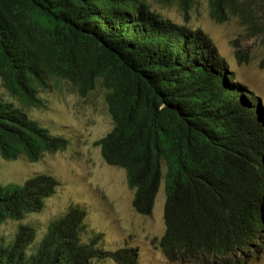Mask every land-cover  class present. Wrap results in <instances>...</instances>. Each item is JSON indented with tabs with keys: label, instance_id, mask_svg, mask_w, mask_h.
<instances>
[{
	"label": "trees",
	"instance_id": "trees-1",
	"mask_svg": "<svg viewBox=\"0 0 264 264\" xmlns=\"http://www.w3.org/2000/svg\"><path fill=\"white\" fill-rule=\"evenodd\" d=\"M259 1L209 0L210 14L222 22L250 12L246 22L260 34ZM51 78L80 96L100 81L113 126L94 144L126 171L139 213H151L164 179L159 247L168 259L228 260L264 247V110L200 28L137 0H0L2 86L33 106ZM68 142L0 101L3 159L36 161ZM55 185L44 173L0 184V225L40 211ZM83 219L71 206L31 252L35 229L19 225L10 241L0 237V264H138L136 248L102 249L101 234L83 241Z\"/></svg>",
	"mask_w": 264,
	"mask_h": 264
},
{
	"label": "rangeland",
	"instance_id": "rangeland-1",
	"mask_svg": "<svg viewBox=\"0 0 264 264\" xmlns=\"http://www.w3.org/2000/svg\"><path fill=\"white\" fill-rule=\"evenodd\" d=\"M137 1H143L164 18L193 29L200 28L207 34L227 62L234 79L258 97V103L264 110V67L261 66L264 32L258 34L246 22L245 17L250 12L246 15L237 11L228 12L227 19L218 22L210 14L209 0H188L186 5L182 0ZM262 1H259L260 6L252 8L257 14L256 19L264 26ZM236 51L242 52L243 56L238 58ZM48 84L47 88L38 89L40 104L30 106L11 96L0 79L1 102L10 103L51 135L69 141L64 149L46 152L36 161H29L24 155L14 160H5L0 156V184H22L41 173L57 181L54 192L44 200L40 211L18 221L6 220L0 225L3 240L10 241L19 225H30L36 232L29 248L31 252L37 247L49 223L69 207L77 206L85 211L83 241L88 242L101 234L103 241L97 245L102 249L136 247L139 264H264V247L228 260L209 256L202 261L200 254L168 259L158 246V238L165 228L164 181L160 184L151 214H138L132 205L133 190L127 185L126 171L109 165L94 144L113 126L100 81L86 96H80L74 86L65 80L51 78ZM162 170L165 173L164 164ZM97 264L115 263L106 259Z\"/></svg>",
	"mask_w": 264,
	"mask_h": 264
},
{
	"label": "clouds",
	"instance_id": "clouds-1",
	"mask_svg": "<svg viewBox=\"0 0 264 264\" xmlns=\"http://www.w3.org/2000/svg\"><path fill=\"white\" fill-rule=\"evenodd\" d=\"M103 137V136H102ZM82 149V148H81ZM112 166V165H111ZM113 167H116V166H113ZM42 174V173H41ZM45 174V173H44ZM39 175V174H38ZM52 178H54V177H52ZM54 180H55V178H54ZM56 181V180H55ZM162 181H164V179H162L161 181H160V184H161V182ZM56 185H57V181H56ZM56 185H55V187H56ZM127 185H128V182H127ZM164 185H165V181H164ZM129 186V185H128ZM159 187H160V185H159ZM129 188H131L130 186H129ZM132 190H133V197H134V193H135V189L134 188H131ZM54 190H55V188H54ZM164 190H165V188H164ZM158 192H159V189H158ZM158 192L156 193V195L158 194ZM166 194V193H165ZM156 195H155V198H154V203H155V199H156ZM133 197H132V201H133ZM164 197H165V195H164ZM48 198V197H47ZM164 203H165V199H164ZM133 205V204H132ZM77 207V206H76ZM153 207H154V204H153ZM70 208V207H69ZM68 208V209H69ZM133 208H134V206H133ZM81 209V208H80ZM135 209V208H134ZM83 210V209H82ZM152 210H153V208H152ZM84 211V210H83ZM135 211L138 213V214H140V215H149V214H141V213H139L136 209H135ZM163 211H164V204H163ZM152 212V211H151ZM151 214V213H150ZM84 218H85V211H84ZM163 221H164V218H163ZM83 225H84V228H85V223H84V219H83ZM163 233V232H162ZM162 235V234H161ZM96 236V235H95ZM103 237V236H102ZM161 237V236H160ZM159 237V238H160ZM159 238H158V243H159ZM103 241V240H102ZM159 246V245H158ZM121 248H136V247H121ZM160 248V247H159ZM117 249H119V248H117ZM137 249V248H136ZM113 250H116V249H113ZM160 250H161V248H160ZM163 253V252H162ZM111 260V259H110ZM113 261V260H112ZM114 262V261H113ZM137 262H138V260H137ZM115 263V262H114ZM116 264V263H115ZM139 264V263H138Z\"/></svg>",
	"mask_w": 264,
	"mask_h": 264
}]
</instances>
